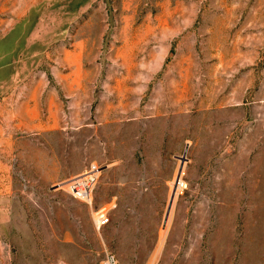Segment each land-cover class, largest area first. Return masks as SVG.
Returning <instances> with one entry per match:
<instances>
[{"label":"rangeland","instance_id":"1","mask_svg":"<svg viewBox=\"0 0 264 264\" xmlns=\"http://www.w3.org/2000/svg\"><path fill=\"white\" fill-rule=\"evenodd\" d=\"M30 97L57 124L6 115ZM0 143V264H264V0H0Z\"/></svg>","mask_w":264,"mask_h":264},{"label":"crops","instance_id":"2","mask_svg":"<svg viewBox=\"0 0 264 264\" xmlns=\"http://www.w3.org/2000/svg\"><path fill=\"white\" fill-rule=\"evenodd\" d=\"M75 54V53H74ZM126 60H120V63H124ZM143 63V61H142ZM65 70L63 74L61 75V80L63 81V84L71 82H76L78 85L81 83H86L87 82V76L89 74V67L91 62L85 61V60H69L65 63ZM73 69V70H72ZM76 69L77 74H74V71ZM131 78H133L131 76ZM30 104L25 103V107L19 108V109H7L6 113L7 116L9 117H14L16 123H19V125L24 124V125H29L31 128H35V130L38 129H47L50 126H54L57 124L58 120L57 117L60 116V107L59 103H55L53 99L50 98L49 101L46 103V108H45V119L40 118L39 114V109H38V103L35 98L30 97ZM33 102V103H32ZM24 117V118H23ZM53 128V127H52ZM31 146L34 148V154L35 158H32V160H35L34 163L38 164L37 161V154H38V146L36 144L31 143ZM11 146L6 147L5 145H1L0 143V194H2L5 191V186H4V181L6 180V177L2 175L5 172V165H4V157L6 155V152L8 149H10ZM22 144H18L13 146V149H15V154L17 157H21L22 154ZM31 159V158H30ZM42 165V164H41ZM5 179V180H4Z\"/></svg>","mask_w":264,"mask_h":264},{"label":"built area","instance_id":"3","mask_svg":"<svg viewBox=\"0 0 264 264\" xmlns=\"http://www.w3.org/2000/svg\"><path fill=\"white\" fill-rule=\"evenodd\" d=\"M102 166L95 162L86 165L79 173L65 178L62 185L66 193L73 199H77L84 203H89L92 190L100 176ZM108 209L97 207L92 213V222L96 230L100 229L108 223ZM100 264H120L116 257L110 253H104Z\"/></svg>","mask_w":264,"mask_h":264},{"label":"water","instance_id":"4","mask_svg":"<svg viewBox=\"0 0 264 264\" xmlns=\"http://www.w3.org/2000/svg\"><path fill=\"white\" fill-rule=\"evenodd\" d=\"M180 161H181V162L183 161V157H180ZM179 169H180V167H179ZM179 169H178V170H179ZM177 176H178V173H177ZM172 197H173V191H171V193H170V195H169V199H168V203H167L166 213H165V215H164V219H165L166 216H167V212H168V210H169V206H170V204H171V199H172Z\"/></svg>","mask_w":264,"mask_h":264}]
</instances>
